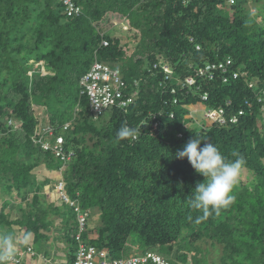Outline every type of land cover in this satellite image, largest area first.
<instances>
[{
    "label": "trees",
    "instance_id": "trees-1",
    "mask_svg": "<svg viewBox=\"0 0 264 264\" xmlns=\"http://www.w3.org/2000/svg\"><path fill=\"white\" fill-rule=\"evenodd\" d=\"M250 1L75 0L81 15L65 19L52 0H0V192L12 190L25 202L32 194L16 220L2 207L0 225L14 236L13 226L26 227L35 244L52 228L46 219L51 211L61 220L67 263L73 261L75 214L64 203L65 212L40 205L38 194L50 180L32 174L41 161L47 169L62 166L33 141L38 120L31 99L38 96L50 105L49 126L63 135L65 151L74 153L62 173L67 195L82 210L99 212V223L87 225L82 235L85 242L107 250L110 258L151 251L175 264L185 263L199 240L220 247L218 264H264V14L257 13L258 24L249 15ZM262 1L252 4L260 10ZM111 11L122 12L128 33L138 40L128 59L120 37L95 29ZM33 19L42 21L29 33ZM48 44L52 50H41ZM226 57L233 60L226 83L217 76L210 81L192 76L193 67ZM30 58L45 61L52 76H28ZM95 60L120 70L124 99L131 98L126 108L112 106L98 117L90 110L80 78ZM190 76L195 84L183 88L182 80ZM197 86L209 92V108L223 107L236 122L220 126L195 119L191 108L203 105ZM4 118L21 124L12 129ZM124 125L137 130L134 139L117 137ZM193 136L216 145L227 160L246 162L235 202L199 222L203 213L192 209L189 199L204 178L187 158H175ZM196 253L192 264H209Z\"/></svg>",
    "mask_w": 264,
    "mask_h": 264
},
{
    "label": "built area",
    "instance_id": "built-area-1",
    "mask_svg": "<svg viewBox=\"0 0 264 264\" xmlns=\"http://www.w3.org/2000/svg\"><path fill=\"white\" fill-rule=\"evenodd\" d=\"M233 3V0H228ZM54 3L62 7L63 13L67 18H76L81 15L82 9L80 5L73 0H53ZM103 46H107L106 40L102 41ZM198 49V47H197ZM233 61L230 58L220 60L218 62L208 63L205 67L197 69L195 76L203 78L207 81L213 80L216 76L221 79L223 83L228 81L227 73L230 71ZM164 72H169L168 66H163ZM232 78L237 79L238 73L233 72ZM195 84V79L187 77L182 80L183 88L190 87ZM252 87V84H248ZM80 94L86 96L89 107L92 112L98 117L110 107L126 108L131 102V98L124 99L122 92L123 80L120 77V70L115 66H109L105 63L94 61L87 73L80 78ZM201 87L197 86L200 93L201 101L207 102L209 95L207 91H201ZM241 114V112H239ZM202 116L218 125H226L227 123H235L236 118L227 117L225 109L218 107L216 109L206 108ZM8 125H14L12 120L8 121ZM157 124H154V129ZM68 124L63 126V130H67ZM36 137L33 138L35 143L45 152L49 151L55 159H58L63 165L69 163L74 153L72 151H65L64 137L61 133L55 132L53 128L46 124L43 127L35 129ZM181 137V135L179 134ZM65 182L60 178L54 185V190L58 195L61 203H64L72 209L75 214L77 230L74 234V240L77 247L74 253V258L71 263L63 262L60 264H168V262L160 255L151 251H145L142 255L129 254L119 258H110L107 250L97 249L95 246L88 244L83 240V233L86 231L89 219V212L82 210L77 199H71L65 190ZM27 253L33 254L32 248L26 249ZM22 255H16L12 260L18 261Z\"/></svg>",
    "mask_w": 264,
    "mask_h": 264
},
{
    "label": "rangeland",
    "instance_id": "rangeland-1",
    "mask_svg": "<svg viewBox=\"0 0 264 264\" xmlns=\"http://www.w3.org/2000/svg\"><path fill=\"white\" fill-rule=\"evenodd\" d=\"M228 5V3H226ZM250 6H249V13H252V16L255 18V21L260 24L262 17H257V13L260 14H264V1H262V3H260L259 5H261L263 8L258 10L257 5L253 6L252 4V0L250 1ZM231 12V11H229ZM42 20L38 19L36 21L30 20L29 23H31V28L29 30V33L34 29H37V26L40 25ZM130 22V21H129ZM97 23L99 25H97ZM96 26L100 27V33L101 34H106L110 35L112 37H120L121 38V42H120V48L124 51L125 53V58H130L132 56V53L134 52V48L136 45V42H138L137 39L134 38L132 33H128L129 32V23L128 21L124 18L122 12H108L106 13L101 19L100 21H97ZM53 46L52 45H47V47L45 48H41V50L49 52L50 50H52ZM45 49V50H44ZM32 58H30L28 60V63H32ZM42 65H44V61L40 62ZM121 65V63H120ZM29 67L27 68V73L30 74V65H28ZM43 68H46V66L44 65ZM52 73V72H51ZM36 98V99H35ZM31 99V104H32V109H33V113L37 118V124L35 126V129L37 127H43L46 126V124L49 123L48 118V112H47V107H50V105L46 106L43 103V100L40 97H35ZM204 106H196L194 108V112L192 113V115L194 116L195 119L200 120V121H204L205 118L202 116V108ZM56 108V107H55ZM2 121H6V118L2 119ZM260 122H258L259 124ZM96 127L100 128V126H98V124H95ZM85 144H89V142L87 141ZM33 162V161H31ZM53 166H55L57 164V161L53 159L52 161ZM65 165L61 166V168L59 169H55L50 168L47 169L44 165V163L41 161L33 170H32V174H36L37 180L38 181H43V179H45L44 177L46 175L49 174H53V171L58 172L59 175H57L58 177H56L55 179H50L49 182H47L43 189L42 192L40 194H38L39 196V204L42 205L44 208H46L48 206V204H51V199L53 197L58 198L57 193L54 190V184L60 179L62 178V173L64 172L65 169ZM56 176V175H54ZM245 176L241 177V179H244ZM32 197V194H30L28 196V202H25L23 200H21V196H16L15 192L12 190L8 192H4L1 193L0 192V213H1V209L2 207H4L3 209V213L7 214L9 216L10 220H16L20 217L21 213H25V211L20 212V208L26 207V205L30 202ZM59 200V199H58ZM58 202V201H57ZM54 202L53 207L54 206H58L60 207L59 211H66V207L64 205L61 204V202ZM4 203L6 205H4ZM35 209L34 207L30 210ZM27 211V209H26ZM51 215H50V214ZM47 217L46 219L52 222V228H48V230L46 232H43L45 234V242H48V245L50 246L49 248H46L44 243L41 246L39 244H42V241L40 242H36L35 244H32V246H30L29 243L31 242V233H30V240L25 243L24 242V236L26 234H29L26 231V227L23 226H13V230L15 231L14 233L17 234L16 240L17 243L19 242L20 239V245L17 244V252H22L25 251L27 248H32L33 251H35V253L38 254V256L34 255L33 258H36L37 260L33 261V259H30L29 262L30 264H59V262H57L60 259V255L58 253H63V255L66 253V251L68 250V246H66L65 242L63 241V237L61 233V229L59 227V222L61 223L60 218H58L54 213H51V211L47 212ZM90 214V218L88 220V225L90 226V228H93V226L97 223H99V212L98 209H91L89 211ZM56 216V217H55ZM53 219V221H52ZM67 221L71 222V218L67 217L66 218ZM0 232H4V233H10L9 232V227L6 225L1 226L0 225ZM64 228V227H63ZM65 231H67L68 226L66 225L65 227ZM64 231V232H65ZM94 237V236H93ZM184 237L187 238V240H190L191 238L189 237V233L184 230ZM19 238V239H18ZM193 240V239H191ZM62 245H64V248L62 247ZM194 247H196L198 253H200V258L203 260L202 257H206L207 261L209 262V264H218L219 263V258H222L221 252H220V247L219 246H213L211 247L209 244H204L202 241H195L194 242ZM199 248V249H198ZM196 249H192V251L190 250V252L188 253V257H187V261L185 263H181V262H176L175 264H192L191 261V255H197L196 253ZM176 250V248L174 249V251ZM200 251V252H199ZM24 254H22V256L20 258H18V261H13L11 260L9 262V264H25L26 261H24L23 257ZM28 258V257H26ZM32 258V257H31ZM205 261V260H204ZM203 261V262H204Z\"/></svg>",
    "mask_w": 264,
    "mask_h": 264
},
{
    "label": "clouds",
    "instance_id": "clouds-1",
    "mask_svg": "<svg viewBox=\"0 0 264 264\" xmlns=\"http://www.w3.org/2000/svg\"><path fill=\"white\" fill-rule=\"evenodd\" d=\"M73 1L75 2V0ZM54 4L59 5L57 3ZM60 8H61V14L65 17V19H74V18H67L63 13L61 6ZM249 15H252V13H249ZM94 25H96V23ZM98 28L100 27H95V29ZM199 49L200 48L198 47L197 50ZM226 58H230V57H226ZM226 58L223 59L216 58L215 60L204 62L201 66L193 67L194 75L192 76H195L196 73L195 71L197 69L205 67L206 64L218 62L220 60H225ZM41 61L43 60L40 61L32 60V63H28V65L32 66V68L30 69L31 71L30 74L27 73L28 76H31L33 73H39V75L41 76H47V75L52 76V73L47 68L45 61H44V65L46 66V68H43L44 65L40 63ZM105 64L111 66L108 63ZM195 91L201 104H203L202 106H204L201 110L203 114V111L206 110V108H209L208 105H206L209 99L207 102L201 101L199 90L196 88ZM194 108H191L192 113L194 112L193 111ZM212 109H216V108H212ZM9 120L12 119H7L6 125L11 126L12 129L18 128L19 125L21 124L19 121L12 120L14 125H8ZM0 135H1V131H0ZM136 135H137V130L135 128H131L126 125L121 126V128L117 132V137L119 139L131 140L134 139ZM175 158L181 160L187 158L188 162L191 164L195 172L204 178L202 182H198L195 185L194 190L192 191L191 197L189 199V206L192 209L202 211L203 213L201 217L197 218V222H199L200 219L207 218L213 212L216 215H219L221 210L228 209L235 202L234 189L239 183V176L241 169L246 163L242 157L234 161L227 160L216 145L212 143L204 142L199 137L193 136L183 146L182 149L178 150L175 153ZM59 202H61L60 199ZM29 240H30V233L24 236L25 243H27ZM16 252H17L16 237L11 233L0 232V264H9V262L16 256Z\"/></svg>",
    "mask_w": 264,
    "mask_h": 264
},
{
    "label": "crops",
    "instance_id": "crops-1",
    "mask_svg": "<svg viewBox=\"0 0 264 264\" xmlns=\"http://www.w3.org/2000/svg\"><path fill=\"white\" fill-rule=\"evenodd\" d=\"M54 175H56V176H54ZM57 175H59V173L58 172H55V171H53V174H49L48 173V175H46L44 178H47V179H55L56 177H58ZM44 180V179H43ZM46 184V183H45ZM43 185V188L45 187V186H47V185ZM42 191H40V193H41ZM51 204H54V202H59V200H58V198H56V197H53L51 200ZM57 202V203H58ZM57 207H59V205L57 206ZM61 226V223L59 222V227ZM32 242V241H31ZM29 243V242H28ZM44 243H46L45 245V247L46 248H49L50 249V244L48 245V242H45L44 240L42 241V244L40 243L39 244V246H40V249H41V246L44 244ZM30 244V246H32V244L33 243H29ZM62 247L64 248V245H62ZM32 251H33V249H32ZM18 252H16V254H17ZM59 255H60V259L57 261V262H59V264L60 263H63V262H66L67 261V258H66V253L63 255V253L61 252V253H58ZM34 255H36V256H38V254L37 253H35V251H33V254L31 255L30 253H24V255H23V257L22 258H24V261H26L25 262V264H30V262H29V260L30 259H33V261H35V260H37L36 258H33L34 257ZM26 257H28V258H26ZM32 257V258H31ZM49 264V263H48Z\"/></svg>",
    "mask_w": 264,
    "mask_h": 264
},
{
    "label": "bare ground",
    "instance_id": "bare-ground-1",
    "mask_svg": "<svg viewBox=\"0 0 264 264\" xmlns=\"http://www.w3.org/2000/svg\"><path fill=\"white\" fill-rule=\"evenodd\" d=\"M26 252H27L26 250L25 251H22V252H18L16 255H22V254H24Z\"/></svg>",
    "mask_w": 264,
    "mask_h": 264
}]
</instances>
